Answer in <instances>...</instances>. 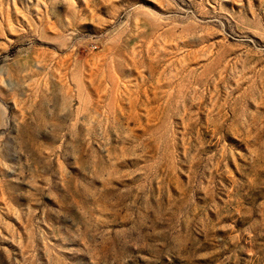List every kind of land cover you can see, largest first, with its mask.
<instances>
[{
	"label": "rangeland",
	"instance_id": "rangeland-1",
	"mask_svg": "<svg viewBox=\"0 0 264 264\" xmlns=\"http://www.w3.org/2000/svg\"><path fill=\"white\" fill-rule=\"evenodd\" d=\"M0 264H264V0H0Z\"/></svg>",
	"mask_w": 264,
	"mask_h": 264
}]
</instances>
